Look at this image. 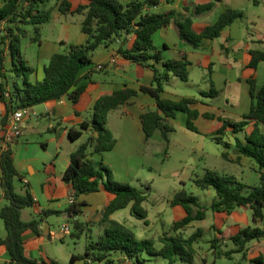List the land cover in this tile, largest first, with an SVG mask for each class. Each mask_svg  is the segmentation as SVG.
Here are the masks:
<instances>
[{
	"label": "trees",
	"instance_id": "trees-1",
	"mask_svg": "<svg viewBox=\"0 0 264 264\" xmlns=\"http://www.w3.org/2000/svg\"><path fill=\"white\" fill-rule=\"evenodd\" d=\"M0 7V100L6 103L8 113L13 111L33 108L39 104L51 100H60L68 97L74 104L85 91V86H79L81 72L92 65V53L101 46H108L114 41H121L117 53L123 58L139 65H145L154 60L162 61L163 55L153 43V35L161 28L175 22L183 40L197 47L203 39H215L221 32L237 19L244 17L243 11L228 9L218 21L203 30L198 31L193 27L191 16L175 12L151 13L148 7L158 6L160 0H131L124 4L120 0H89L86 4L72 9L68 0H64L59 10L62 14H82L84 20L81 31L88 35L85 44H70L64 53H56L45 67L44 79L31 82L30 78L35 70L28 64L22 54V40L24 32L21 26L34 25L35 34L40 38L41 26L51 19V11L43 10L41 5L48 0H2ZM199 5L195 12L211 11L216 2ZM134 35L135 39L130 48H126L127 37ZM10 57V71L15 76L11 90L5 87V62ZM249 67L257 70L260 63H264V51H251ZM186 58V57H185ZM190 63L186 60L163 61V71L154 70L153 84L150 87H141V92L149 94L156 101L157 111H147L141 115V122L146 139H150L158 130L172 131V127L165 124L168 117H174L178 111L187 114V128L197 132L193 121L198 118L199 111L192 108L194 100L182 98L180 100L165 99L162 97L165 83L172 77H178L182 81H188ZM20 81V82H19ZM252 105L249 113L238 122L219 118L222 126L217 134L225 131L232 133L244 132V140L236 139V146L241 155L255 160L259 166L261 179L264 181V133L261 125H264V84L256 87V80L249 79ZM219 91L212 85L210 94L217 97ZM138 94V91L125 88L115 91L110 95L100 97L93 107V118L83 123L81 130L70 132L72 140H78L83 130L91 129L96 136H90L79 145L72 154L71 163L64 172V180L70 183L76 196L96 193L101 190L113 194L104 210L105 233L97 241L90 240L87 244L83 258L92 260L97 264H122L129 261L131 264H142L144 255L161 256L168 260L169 264H175L177 260L193 262L195 256L194 243L201 236V230H197L189 238L180 236H164L161 239V249H157L153 240L138 239L133 232L122 223L110 220L109 216L118 210L131 205L134 216L148 221V210L144 207L147 196L140 189L129 184L117 182L113 179V172L103 163L98 166L90 159L92 153L103 154L113 150L117 140L107 127L108 116L112 110L118 109L129 103ZM161 111L163 116L159 113ZM210 117L208 114H205ZM253 125V129L247 128ZM0 162L3 175L1 184L5 190V199L8 201L0 211V219L4 221L7 236L0 240V245L7 248L9 261L6 264H59L56 261L50 263L30 259L25 254L23 235L27 230L39 232V221L24 222L21 218L22 210L34 205V199L29 190L20 194L15 190L14 179L19 176L13 161V153L9 148L0 154ZM195 184L201 189L215 190V200L211 209L215 213L231 214L238 208L251 210L255 225L241 229L230 237L236 246V251L245 253L247 246L252 241L264 238V184L248 186L239 182L234 176H220L217 172L206 170L205 175L195 180ZM84 203L74 202L67 210L69 219L81 215V207ZM172 206H182L187 211V216L172 225V230L178 232L191 225L194 221L206 219V213L201 211L203 207L193 195L186 192L176 194L171 201ZM197 208V212H194ZM45 214H60L59 212H45ZM74 228L80 230L81 224L72 221ZM77 237L80 233L73 234ZM213 249L220 248V241L214 238L211 241ZM231 259V252L226 253ZM220 258V257H219ZM79 259L73 255L71 262ZM255 264H264L262 258L253 260ZM88 264V263H87Z\"/></svg>",
	"mask_w": 264,
	"mask_h": 264
},
{
	"label": "crops",
	"instance_id": "crops-1",
	"mask_svg": "<svg viewBox=\"0 0 264 264\" xmlns=\"http://www.w3.org/2000/svg\"><path fill=\"white\" fill-rule=\"evenodd\" d=\"M213 1L215 0H160L158 6L148 7L147 11L151 13L175 12L191 16L193 18V27L198 31L215 24L228 9L242 11L235 3V0H220L216 2L215 7L211 11L200 14L195 12L199 5ZM261 2H264V0H257L254 4L260 5ZM86 3L87 0H81V4ZM81 4L76 6L71 4L72 9H76ZM242 19H237L236 21ZM246 32L241 26L233 22L221 32L218 38L203 39L201 44L195 47L181 38L176 23L172 22L169 26L159 29L153 35V43L161 51L164 59L160 62L151 60L145 65L136 64L122 56L117 64H109L111 58L118 54L117 51L121 41L117 40L108 46H101L92 53V65L84 69L80 74L79 86H85L86 89L81 95L79 102L74 104L68 97H63L60 100H51L34 106L31 108L32 114L23 120L22 135L10 147H7L4 142L10 113H8L6 103L0 100V154L9 148L12 150L14 165L19 173V176L14 179L15 190L20 194H24L29 190L33 196L34 205L22 210V220L24 222L39 221L38 233L27 230L23 235L27 257L48 263L52 261L59 263L60 258L56 253L58 246L54 244L66 245V239L70 234L73 238L79 239L80 236L73 235L78 232L80 234L88 233V244L90 240H99L105 233L106 222H104L103 213L107 204L115 198L114 195L101 190L96 193L76 196L72 185L63 178L64 172L71 163L72 154L79 145L84 143L90 136H96L95 132L88 129L83 130V134L78 140H72L70 137L71 131L81 130L83 123L92 120L93 107L96 101L102 96L110 95L125 88L138 90V94L129 103L109 113L107 127L117 140L115 148L103 154L92 153L90 155V159L97 166L103 163V165L108 166L114 172L119 162L123 166H127V163H125L126 159L136 156L138 152L137 143L144 140L145 132L141 122V115L147 111L158 110L155 99L149 94L141 92L140 89L142 86H152L154 70L163 71V61L186 59L190 63L189 71L194 68H199L203 73L209 70V73L203 74L202 78L207 79L208 75H210L212 82L220 81V88L216 90L220 92L219 98L223 97L224 101L222 104L225 107V111L222 113H225V115L214 114L211 110L202 111L201 106L208 104H205L200 99L186 96H169L170 94L167 93L165 87L170 84L175 76H172L165 83L164 92L162 93L163 98L171 100L190 98L194 100L192 108L200 110L202 115L211 113L216 117L213 120L218 121L219 118H224L238 122V119H243L244 115L250 111L252 105L248 80L254 78L257 81L259 71L264 70L263 62L258 65L257 70L249 67L252 58L251 51L264 50V48H261V45L264 44V34L258 31L260 38L254 40L249 39L246 36ZM134 39V35H129L125 47L130 48ZM87 40L88 35L83 33L80 40L74 44H85ZM37 42L39 44L37 65H30V61L24 57L35 70L30 78L31 82L42 81L45 75L44 69L53 55L64 53L67 49L66 47L65 51L61 52L62 50L58 43H54L55 46L50 49V46L47 47L43 40H38ZM59 43L62 44V41ZM99 64H107V67L102 71H98L96 65ZM134 68H136V77L132 78L129 75H131ZM237 72H242V74L238 76ZM11 75L13 76V73ZM122 79L125 80L122 81ZM2 81L0 78V83H3ZM13 81V77L9 82L6 80L5 87L8 91L11 90ZM235 84H241L243 88H232ZM219 98H216V100ZM238 102L239 104L242 102L244 107L241 112L237 109ZM159 113L163 116L161 111ZM176 117L186 120L187 127V114L181 111L176 112L174 117L166 118L164 123L171 127L170 123L176 120ZM221 125L222 122L218 126ZM252 129L253 125L251 124L247 130L251 131ZM29 135L33 136V138L29 139ZM238 157L242 159L243 155L240 154ZM2 175L3 171L0 162V211L8 205V201L5 199L4 187L1 184ZM117 179L120 180L119 177ZM71 198H74L77 203H84L81 207V215L74 219H69L67 213L71 205ZM171 207L175 213L172 225L187 216V211L182 206L171 205ZM145 208L147 209L146 205ZM118 211L110 215L109 219L122 223L115 218ZM45 212H59L60 214H45ZM214 214L217 218L216 226L218 228L217 235L219 236L225 233H230L233 236L241 229L254 224L252 213L248 208H238L231 214L223 212ZM129 215L134 217L131 205ZM148 219L151 222L150 225H152L154 221L150 214ZM72 221H78L81 224L80 230L75 229V232L72 231V226L74 227ZM66 226L69 227L68 232L64 230ZM6 236L4 221L0 219V240ZM87 244L84 247L85 250ZM73 255L79 257V259L75 260L79 264H87L89 262V259L83 258L81 254L69 251L68 260L71 264H75V262H71ZM8 261L7 248L4 245H0V264H6Z\"/></svg>",
	"mask_w": 264,
	"mask_h": 264
},
{
	"label": "rangeland",
	"instance_id": "rangeland-1",
	"mask_svg": "<svg viewBox=\"0 0 264 264\" xmlns=\"http://www.w3.org/2000/svg\"><path fill=\"white\" fill-rule=\"evenodd\" d=\"M63 1L48 0L40 6L43 10L51 11V20L41 26L40 38L35 34L34 25L21 26L24 32L21 47L22 54L30 61L32 66H36L38 61V40H43L47 47L50 46V49L55 46L54 43H58L61 52H64L67 44H74L83 36L81 27L84 16L82 14H62L59 7ZM68 1L73 6L81 4V0ZM120 1L126 4L131 0ZM255 1L257 0H235L245 17L234 23L247 31L246 36L249 39L258 40L260 38L258 31L264 34V2L257 5L254 4ZM1 5H3L2 0H0V7ZM61 41L62 44L59 43ZM261 48H264V44L261 45ZM6 60L4 73L7 77L6 80L9 82L15 76L11 75L9 56ZM135 69L129 75L132 78L136 77ZM205 73H209V70L203 73L199 68H194L189 71L188 81L185 82L178 77H173L165 90L170 94L169 96H186L200 99L208 104L201 106L202 111L211 110L214 114L218 113L224 116L225 113H222L225 111L222 104L223 97L219 98L220 93L218 97H212L210 94L212 85L215 89L220 88V81L212 82L210 75L207 79L202 78ZM239 74L241 75L242 72H237L238 76H240ZM263 76L264 70H260L256 81L257 88L263 86ZM124 80L122 79V81ZM232 88L242 89L243 86L235 84ZM216 98L219 99L216 100ZM243 108L242 102L240 104L238 102L237 109H239V112ZM198 111L199 116L193 121L197 132L186 127V120L176 117V120L170 123L173 130L166 132V137L162 130H158L150 139H146L144 136V140L137 143L138 152L136 156L126 159L127 166H123L119 162L115 167V172L111 169L115 181L129 184L144 192L147 196L144 207L147 206L148 213L154 221L153 224L150 225L149 219V224H146L144 220L136 216L130 217V206L127 209L118 211L115 218L124 223L123 225L133 232L138 239L153 240L157 249L162 248L161 239L166 235L180 236L187 239L200 229L202 234L194 243L196 253L193 262L177 260L175 264H255L253 260L258 258H262L264 261V238L250 242L246 252L240 253L234 252L236 246L230 240L232 236L230 233L217 235V218L215 212L211 209L216 196L215 190L213 188L201 189L195 184V180L203 177L206 170L215 171L220 176H234L239 182L248 186L264 184L260 177L259 166L255 160L245 156L242 159L238 157L240 153L236 146V139L244 140L245 133L225 131L224 134L218 135L217 130L222 126H218L220 124L219 120H213V118H216L214 114L207 113L210 116L207 117L205 114L202 115L200 110ZM241 120L242 118L238 119V121ZM260 127L264 133V125ZM31 138L33 136L29 135V139ZM180 192H186L188 195L196 197L203 207L200 210L206 213V217L208 213V218L202 222L194 221L189 227L175 232L171 228L175 213L170 202ZM197 210L195 208L194 212H197ZM72 231L75 232L73 226ZM87 235L88 233L84 232L77 239L70 234L66 239V245L54 244L58 246L56 253L60 258L59 264H71L68 260L69 251L84 256V247L89 239ZM214 238L220 241V248H212L211 241ZM228 252H231V259L226 256ZM144 260L142 264H169L168 260L161 256L145 254ZM75 264H79V262H75Z\"/></svg>",
	"mask_w": 264,
	"mask_h": 264
},
{
	"label": "built area",
	"instance_id": "built-area-1",
	"mask_svg": "<svg viewBox=\"0 0 264 264\" xmlns=\"http://www.w3.org/2000/svg\"><path fill=\"white\" fill-rule=\"evenodd\" d=\"M120 57H121L120 54H115L111 58L109 64H117ZM106 67H107V64L96 65V69L98 71H102ZM31 114H32L31 108H24V109L16 110L10 113V118L8 120V126L5 131V137H4V142L7 147H10V145H12L15 142V140L18 139L22 135L23 120L25 119V117H28ZM74 202H75L74 198H71L70 203L73 204ZM64 230L68 232L69 227L68 226L64 227ZM88 264H97V263L93 262L92 260H89ZM101 264H104V263H101ZM122 264H131V262L123 261Z\"/></svg>",
	"mask_w": 264,
	"mask_h": 264
}]
</instances>
